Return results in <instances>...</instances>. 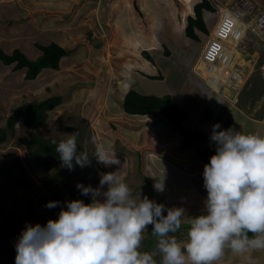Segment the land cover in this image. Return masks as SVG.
<instances>
[{"label": "rangeland", "instance_id": "1", "mask_svg": "<svg viewBox=\"0 0 264 264\" xmlns=\"http://www.w3.org/2000/svg\"><path fill=\"white\" fill-rule=\"evenodd\" d=\"M244 1L249 2L250 7L253 4V15L256 17L264 13V0ZM198 2L0 0V47L9 53L19 47L33 59L41 54L35 45L37 42L50 44L56 41L69 50V54L61 59L58 69L45 68L34 79L26 78V68L16 69L15 63L7 65L0 60V128L6 126L9 115L19 105L53 95L62 96V102L49 111L43 126L32 129L20 120L16 131H9L8 139L0 143V264H15L16 244L26 225L39 223L43 226V218L56 220L61 208L66 210L64 202L73 199L65 183L75 187L82 183L95 188L99 186L101 173L118 169L117 165L98 163L91 155L97 144L114 147L121 161V173L134 195L140 191L141 198L147 196L166 207L185 208L182 227L175 235L180 241L187 239L190 219L201 214L207 198V190L201 184L205 165L199 157L202 141L195 142L193 147L186 146V141L182 143L179 138L174 139L172 144H164L174 134L180 137L174 124L161 112L147 115L125 112L120 103L122 94L118 92V85L127 69L131 73L134 68L143 70L140 62L144 59L146 63L148 60L149 63L154 62L152 54L157 55L158 52L176 58L162 64L165 68L166 64L171 63L181 66L176 68L179 75H188L183 68H186L185 63L189 59H193L194 66L198 64L200 71H206V65H201L202 59L199 57L210 30L201 33L198 41L189 38L185 31L188 15ZM224 2H230L229 6L234 9L238 7V0ZM62 4L68 11L65 12L67 19L74 18L63 29L64 33L53 22L51 27L48 21L46 27L44 22L41 23L46 20L45 17L51 16L53 19ZM153 11H160L154 22L149 21L147 16L153 15ZM42 13L45 17L40 16ZM218 16L214 14L212 18L208 15L207 19L213 25ZM154 23H157L158 31L150 27ZM141 28L145 37L137 35L141 33ZM149 30L159 34L148 36ZM63 34L70 35L67 38L62 37ZM257 40L245 38L243 41L246 47L240 62L244 83L224 92L230 96L236 94L234 100L241 103L247 114L256 111V115L260 116L264 113V39ZM158 57L156 59H160ZM156 59V64L164 70ZM176 70L173 65L170 74H176ZM214 73L212 71L210 74ZM156 81L141 78L145 89L146 85H153L150 82ZM193 81L194 77L185 82L190 84ZM222 81L225 83L224 79ZM156 85L160 87L162 83ZM124 88V84L121 85V89ZM35 132L46 138L61 140L67 138L66 134L76 133L78 151L90 154V165L83 168L76 165L69 170L60 163L51 171H43L30 157V150L21 140V137L31 136ZM170 160L173 171L168 172L165 163ZM189 177H193L196 183H192ZM158 179L163 180V192H157L153 187ZM52 186L55 187L48 194ZM49 201H59L60 204L49 209L45 207ZM152 228V225L147 226L142 251H151L155 247L156 238L151 234ZM256 252L259 251L235 253L226 247L224 255L215 264H264V252L260 260L253 258ZM156 259L159 264L161 257L157 256Z\"/></svg>", "mask_w": 264, "mask_h": 264}, {"label": "clouds", "instance_id": "2", "mask_svg": "<svg viewBox=\"0 0 264 264\" xmlns=\"http://www.w3.org/2000/svg\"><path fill=\"white\" fill-rule=\"evenodd\" d=\"M213 11L206 13L213 18ZM220 128L219 123L212 126L215 154L203 169L205 206L200 215L191 217L186 240L175 235L185 208L141 198L140 191L134 195L114 147L97 144L91 155L98 163L118 169L101 173L98 187L76 185L81 195L90 196V203L65 201L66 210L61 208L58 219L43 226L26 225L16 244L15 264H158L157 256L159 264H215L226 247L235 253L264 250V134ZM66 135L55 149L62 166L69 170L89 166L90 154L78 151L77 134ZM153 187L157 192L165 190L163 180ZM59 204L49 201L45 207ZM148 225L153 226L156 244L153 250L142 251Z\"/></svg>", "mask_w": 264, "mask_h": 264}, {"label": "trees", "instance_id": "3", "mask_svg": "<svg viewBox=\"0 0 264 264\" xmlns=\"http://www.w3.org/2000/svg\"><path fill=\"white\" fill-rule=\"evenodd\" d=\"M199 1L194 5L195 14L191 13V15H188V22L185 28L186 35L195 41L200 39L201 33H208L212 26L205 18L207 11H213L211 1ZM35 45L41 50V54L35 59L29 57L19 47H16L11 53L7 52L3 47H0V60L7 65L15 63L16 69L26 68V78L34 79L45 68L51 67L58 69L61 59L69 54V50L56 41L50 44L37 42ZM148 58L151 59L150 55H148ZM61 102L62 96L53 95L43 100L25 102L19 105L9 115L6 126L0 128V143L8 139L9 131H16V125L20 120H23V123L32 129L43 126L49 117V111ZM123 108L128 114L134 115H147L153 112L163 113L174 124L176 129L180 131L189 144H194L206 137L203 131L191 129L185 125L184 122L188 118L187 112L169 94L160 96L145 94L136 89H129L124 98ZM21 140L30 150V157L43 171H51L58 164L62 163L59 159V154L55 151L57 144L61 140L60 138H46L40 133L35 132L31 136L21 137ZM53 141L56 143H53ZM214 154L215 149L208 147L199 152V157L207 164L209 163L210 157ZM64 185L73 200L81 199L85 203H90V196L81 195L80 190L70 183H65ZM54 187L52 186L48 189V194H50ZM47 221L48 219L43 218L44 225L47 224ZM252 235L249 233L250 237ZM1 247L0 245V258L2 257Z\"/></svg>", "mask_w": 264, "mask_h": 264}, {"label": "crops", "instance_id": "4", "mask_svg": "<svg viewBox=\"0 0 264 264\" xmlns=\"http://www.w3.org/2000/svg\"><path fill=\"white\" fill-rule=\"evenodd\" d=\"M153 5V3L151 2ZM114 8H115V4ZM69 8V6L67 5ZM153 7H158V5H154ZM41 9V8H40ZM65 12H68L65 9V5L62 4V7L59 9L57 15L52 19L51 16L45 17L43 13L40 15L41 17H45L46 20L41 21V23L44 22V26H48L47 21L49 22V27H51V22H53L54 26H59L61 32H63V29H66L67 24L70 23L74 18L67 19L68 15H66ZM160 13V11H153V15L147 14L149 16V21H155L156 16ZM210 15V14H208ZM206 13V18H207ZM57 18V19H56ZM68 21V22H67ZM139 27V26H138ZM151 28H154L157 30V23H154L150 26ZM140 28V27H139ZM136 29V28H135ZM134 29V30H135ZM139 30H137L138 33ZM158 31V30H157ZM157 32H153L151 30L148 31V36H152ZM157 33L156 35H158ZM70 34H67L62 37H67ZM137 35L145 37L144 36V29L141 28V33L139 32ZM68 38V37H67ZM125 52L126 50H124ZM154 62L151 61L149 63H146V60L144 58L143 61L140 62V66L143 67L145 71L140 70L138 68H134L133 72H129L127 69L125 71V77L120 78V85H118L120 88L118 92H121V101L120 103H124V98L129 89H136L142 93L145 94H155V95H171L173 100L182 108L184 109L187 114L188 118L185 120V125L188 126L191 129L201 130L206 134V137L202 138L199 141H202V147L199 151L203 150L204 148H213L215 149V144L210 141V135L212 131V126L216 123H219L221 125V128L218 130H224L229 127H234L237 130H242L244 133H250V132H260L261 134H264V113H262L260 116L256 115V111L254 113L251 112V114L246 113V109L243 110L241 107V103L238 102V100H234L236 97V94L230 96L226 94L224 91H227L229 89L224 90H217L211 87L209 83H207L204 70L200 71V69L195 70L193 59H189L188 63L186 64V68H183L185 72H188V75H179L176 70V68H179L181 66L175 65L174 63L166 64L165 66L162 64L165 61H174L176 59L173 55L165 56L163 52H158L157 55L152 54ZM160 57V59H156V57ZM158 57V58H159ZM174 58V59H173ZM164 68V70L156 64V61ZM175 66V70L177 71L176 74H170L172 72V67ZM132 71V70H131ZM162 73L160 75V72ZM169 73V75H167ZM160 76H157V75ZM186 77H189L187 79ZM194 77V81L190 84H188L185 81H188ZM141 78L144 81H147L149 79L150 81L157 80L156 82H150V84H153L152 86L146 85V89L144 88L143 84L141 83ZM158 82L162 83L160 87L156 85ZM124 84V90L121 89V85ZM126 86L127 89H126ZM111 103V101H110ZM150 114H158L157 112H153ZM169 120V119H168ZM170 121V120H169ZM171 122V121H170ZM176 128V127H175ZM177 130V129H176ZM178 134L180 137H177L176 134L169 139L167 142H164V144H172L174 139H180L183 143L184 137L178 131ZM154 136V135H153ZM186 141V140H185ZM157 146V144H156ZM159 146V145H158ZM170 146V145H169ZM168 146V147H169ZM186 146L193 147L194 144H189L186 141ZM183 146V147H186ZM158 155L161 157V151L158 152ZM165 159V158H163ZM167 160V159H165ZM206 164V163H204ZM166 168L165 170L170 172L173 171V169L170 167L172 165V162L170 160L166 161L165 163ZM193 171V168L190 169ZM187 176V175H186ZM191 178V182L194 180L193 177ZM192 183H196L193 181ZM203 185V183H201ZM185 190V189H184ZM259 252H256V254L253 256V258H258V260L262 259L264 250H257ZM248 259V256H247ZM258 264V263H257Z\"/></svg>", "mask_w": 264, "mask_h": 264}, {"label": "built area", "instance_id": "5", "mask_svg": "<svg viewBox=\"0 0 264 264\" xmlns=\"http://www.w3.org/2000/svg\"><path fill=\"white\" fill-rule=\"evenodd\" d=\"M210 1L215 7L213 16H219L201 53L207 71L203 72L214 89L238 88L244 81L240 62L246 47L243 41L245 38L264 39V13L256 17L253 4L250 7L244 0H238L235 9L225 0ZM212 71H215L213 75Z\"/></svg>", "mask_w": 264, "mask_h": 264}, {"label": "bare ground", "instance_id": "6", "mask_svg": "<svg viewBox=\"0 0 264 264\" xmlns=\"http://www.w3.org/2000/svg\"><path fill=\"white\" fill-rule=\"evenodd\" d=\"M201 65L204 66V62L201 61ZM197 68H198V64H197ZM203 69V68H202ZM205 74V73H204ZM128 86H126V89H127Z\"/></svg>", "mask_w": 264, "mask_h": 264}]
</instances>
